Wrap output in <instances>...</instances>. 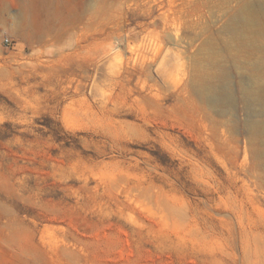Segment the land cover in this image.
I'll return each instance as SVG.
<instances>
[{"label": "rangeland", "instance_id": "374dc122", "mask_svg": "<svg viewBox=\"0 0 264 264\" xmlns=\"http://www.w3.org/2000/svg\"><path fill=\"white\" fill-rule=\"evenodd\" d=\"M245 8L264 22V0H0V264H264Z\"/></svg>", "mask_w": 264, "mask_h": 264}, {"label": "bare ground", "instance_id": "6f19581e", "mask_svg": "<svg viewBox=\"0 0 264 264\" xmlns=\"http://www.w3.org/2000/svg\"><path fill=\"white\" fill-rule=\"evenodd\" d=\"M260 20H261V14H259V12L255 11L253 9L245 8L244 10H241L235 17H233V19L231 20L229 29L236 36H238L237 38H239L240 40H243V42H244V40H248L250 38V37H247V29H248L249 25H251L253 23H259L260 24V33L261 34L264 33V22H261ZM239 42H241V41H239ZM196 73H198V72H196ZM220 74L222 77H226L227 73L222 71ZM242 83H244V82H242ZM207 91L209 93L208 98H210L211 104L216 109H218L220 112H225L229 106L228 104H230L231 100H232V97L229 94L230 91L229 92L224 91L222 89H219L218 87H215V85L208 87ZM241 97H242V100L244 101L246 106H253V107L258 108L259 113L261 115H264V84H261L259 86H247V87H245L241 91ZM229 108H231V107H229ZM248 127H249L250 132L264 136V122H261L258 120H250Z\"/></svg>", "mask_w": 264, "mask_h": 264}]
</instances>
